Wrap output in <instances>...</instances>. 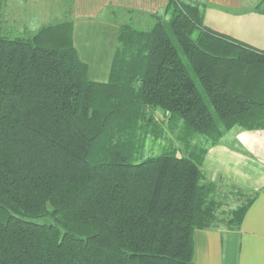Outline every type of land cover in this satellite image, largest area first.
Listing matches in <instances>:
<instances>
[{"label": "trees", "instance_id": "1", "mask_svg": "<svg viewBox=\"0 0 264 264\" xmlns=\"http://www.w3.org/2000/svg\"><path fill=\"white\" fill-rule=\"evenodd\" d=\"M166 7L120 26L105 83L73 22L0 37V264H195V231L241 226L252 200L223 211L201 168L225 130H264V52ZM178 124L184 152L144 158Z\"/></svg>", "mask_w": 264, "mask_h": 264}, {"label": "crops", "instance_id": "2", "mask_svg": "<svg viewBox=\"0 0 264 264\" xmlns=\"http://www.w3.org/2000/svg\"><path fill=\"white\" fill-rule=\"evenodd\" d=\"M67 2L71 8L68 22L74 23L75 46L80 45L84 54L92 56L94 66L79 53L81 61L88 65L92 81L105 83L117 46V33L126 24L125 18L131 23L148 22L153 15L165 13L169 0ZM189 2L200 4L205 27L264 52V0ZM104 14L110 18L100 21L98 18ZM119 15L125 18H118ZM90 23H97L99 26L94 28L108 39L90 35L91 27L84 25ZM85 38L90 39L84 41ZM201 169L206 181L215 183L217 190L227 187V198L234 200V209L247 199L252 201L239 228L222 225L195 231V264H264V130L247 131L238 125L225 130L220 142L208 149Z\"/></svg>", "mask_w": 264, "mask_h": 264}, {"label": "rangeland", "instance_id": "3", "mask_svg": "<svg viewBox=\"0 0 264 264\" xmlns=\"http://www.w3.org/2000/svg\"><path fill=\"white\" fill-rule=\"evenodd\" d=\"M0 2V37L2 38L29 39L35 36L38 31H40L45 26L67 22L70 19L69 10L71 8H69V6L67 5V0H0ZM119 17L123 19L125 18V16L123 15H119L118 18ZM106 18L110 17L104 14L101 15L98 19L101 21ZM125 20L127 21L126 23H130L138 31H145L147 29H150L154 25V20H149L148 22L143 21L138 24L136 22L131 23V21H129V18H125ZM84 25H88L89 27H91V29L89 30L90 35L94 37L101 36V38H103L102 40L105 41L108 39L99 29L94 28L99 26L97 23ZM84 25H82L81 28H83ZM88 39L90 38H85L83 40L86 41ZM172 40L179 49L181 57L185 60V58L183 57V52L181 51V48L179 47L176 39L173 36ZM77 48L81 56L84 58V61H89L93 65V62L91 60L92 56H88L86 55V53L84 54L83 48L80 45ZM194 81H196L198 87L200 88V91H203L198 79L195 78ZM158 112L159 114H162L160 110ZM180 131L181 124H178L173 130L166 128L163 138L156 141L151 138L148 142L144 158L159 155L161 154L162 150L168 149V147L172 149L178 148L184 152V146L180 143L179 140ZM178 155L180 157L185 156L184 153L180 152H178ZM227 192V187L219 188V190H217L216 192L217 195L220 196L217 198H221L220 200L223 204V211L234 207V205H231L233 204L234 200H228Z\"/></svg>", "mask_w": 264, "mask_h": 264}]
</instances>
